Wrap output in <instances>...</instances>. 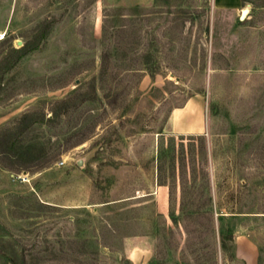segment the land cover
Segmentation results:
<instances>
[{"label":"rangeland","instance_id":"rangeland-1","mask_svg":"<svg viewBox=\"0 0 264 264\" xmlns=\"http://www.w3.org/2000/svg\"><path fill=\"white\" fill-rule=\"evenodd\" d=\"M240 2L0 0V264H264V0ZM188 103L201 134L170 123Z\"/></svg>","mask_w":264,"mask_h":264},{"label":"crops","instance_id":"crops-1","mask_svg":"<svg viewBox=\"0 0 264 264\" xmlns=\"http://www.w3.org/2000/svg\"><path fill=\"white\" fill-rule=\"evenodd\" d=\"M214 8L217 10H228L235 9L241 6L240 0H213ZM197 104H187L182 108L178 113H174L170 118V123L173 124L174 132L178 133H197L201 134L202 132V122L201 115L198 111ZM192 115L193 118L189 119L188 117ZM254 257V256H253ZM255 258V257H254ZM254 264V261L248 262L247 264Z\"/></svg>","mask_w":264,"mask_h":264},{"label":"trees","instance_id":"trees-1","mask_svg":"<svg viewBox=\"0 0 264 264\" xmlns=\"http://www.w3.org/2000/svg\"><path fill=\"white\" fill-rule=\"evenodd\" d=\"M18 53H21L20 54V57H21L25 52H23V50H22V51H19Z\"/></svg>","mask_w":264,"mask_h":264},{"label":"water","instance_id":"water-1","mask_svg":"<svg viewBox=\"0 0 264 264\" xmlns=\"http://www.w3.org/2000/svg\"><path fill=\"white\" fill-rule=\"evenodd\" d=\"M245 13H246V12L243 13V15H242V17H241V20H243Z\"/></svg>","mask_w":264,"mask_h":264}]
</instances>
